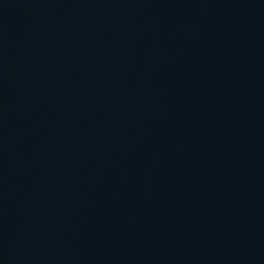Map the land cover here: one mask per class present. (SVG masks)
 Returning a JSON list of instances; mask_svg holds the SVG:
<instances>
[{
    "label": "water",
    "instance_id": "water-1",
    "mask_svg": "<svg viewBox=\"0 0 264 264\" xmlns=\"http://www.w3.org/2000/svg\"><path fill=\"white\" fill-rule=\"evenodd\" d=\"M0 264H264V0H0Z\"/></svg>",
    "mask_w": 264,
    "mask_h": 264
}]
</instances>
